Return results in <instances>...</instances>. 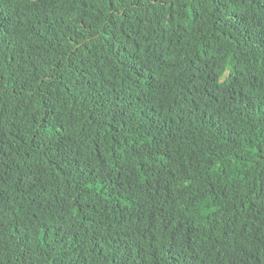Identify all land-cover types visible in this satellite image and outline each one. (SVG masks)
<instances>
[{
    "label": "trees",
    "instance_id": "1",
    "mask_svg": "<svg viewBox=\"0 0 264 264\" xmlns=\"http://www.w3.org/2000/svg\"><path fill=\"white\" fill-rule=\"evenodd\" d=\"M0 264H264V0H0Z\"/></svg>",
    "mask_w": 264,
    "mask_h": 264
}]
</instances>
